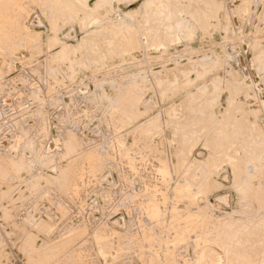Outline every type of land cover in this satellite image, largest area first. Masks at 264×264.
Listing matches in <instances>:
<instances>
[{
	"label": "rangeland",
	"instance_id": "1",
	"mask_svg": "<svg viewBox=\"0 0 264 264\" xmlns=\"http://www.w3.org/2000/svg\"><path fill=\"white\" fill-rule=\"evenodd\" d=\"M193 1L0 0V264H264V0Z\"/></svg>",
	"mask_w": 264,
	"mask_h": 264
},
{
	"label": "bare ground",
	"instance_id": "2",
	"mask_svg": "<svg viewBox=\"0 0 264 264\" xmlns=\"http://www.w3.org/2000/svg\"><path fill=\"white\" fill-rule=\"evenodd\" d=\"M192 1H193V0H192ZM193 2H194V1H193ZM193 2H192V3H193ZM196 4H198V3H196ZM196 6H197V5H196ZM198 6H199V5H198ZM199 7H200V6H199ZM97 43H98V42H97ZM181 190H182V189H181ZM151 209H152V207H151ZM197 261H198V260H197Z\"/></svg>",
	"mask_w": 264,
	"mask_h": 264
}]
</instances>
